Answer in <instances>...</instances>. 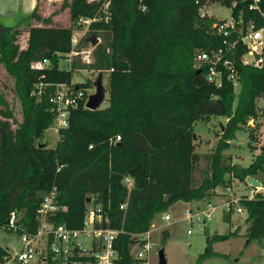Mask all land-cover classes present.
<instances>
[{
  "label": "trees",
  "instance_id": "16d2710c",
  "mask_svg": "<svg viewBox=\"0 0 264 264\" xmlns=\"http://www.w3.org/2000/svg\"><path fill=\"white\" fill-rule=\"evenodd\" d=\"M213 3L231 8L235 16L242 10L247 20L256 15L249 10L251 0H63L61 10L69 9L72 23L64 27L52 25L54 14L41 15L38 0L32 26L0 28V64L14 78L22 114L18 121L0 89V229L14 232L8 225L17 212V234L36 233L41 204L56 188L58 209L48 216L49 223L82 228L89 206L101 208L96 226L119 231L115 264H142L133 248L143 243L139 235L151 230L157 213L180 201L212 197L220 186L264 172V142L250 165L225 155L241 130L250 141H259V124L248 122L264 118L257 105L264 97V68L243 64L242 47L236 60L241 87L236 91L231 81L222 87L210 83L205 69L196 66L198 51L222 45L213 30L217 18L202 12ZM81 18L94 19L88 35L101 38L94 61L75 60L62 68L60 61L74 51L75 29L83 28ZM263 25L258 17L257 26ZM78 68L109 72L110 104L92 110L81 101L71 108L68 126L57 129V144L48 148L40 139L56 121L50 98L59 85L72 84ZM94 85L88 80L75 86L88 90ZM212 117L226 122L213 151L203 155L196 151L195 125ZM203 157L208 166L199 181ZM240 204L247 214V242L264 238V192ZM224 212L230 221L233 210ZM238 232L208 236L200 260L224 255L213 243ZM10 252L0 244V263ZM72 258L76 264L95 261L78 252ZM44 264L62 263L50 254Z\"/></svg>",
  "mask_w": 264,
  "mask_h": 264
},
{
  "label": "built area",
  "instance_id": "2783aa9c",
  "mask_svg": "<svg viewBox=\"0 0 264 264\" xmlns=\"http://www.w3.org/2000/svg\"><path fill=\"white\" fill-rule=\"evenodd\" d=\"M236 3H234V6ZM249 10L255 11V17L249 20L243 15L241 10L238 16L233 13L230 18H217L213 24L214 32L222 37V45L217 48L203 49L198 51L196 55V66L203 67L206 71L207 80L217 87H222L224 82L231 81L236 91L241 87L239 80V71L236 64L237 55L242 50L240 61L245 65H251L257 68H264V25L257 26V18L261 17L264 20V5L263 0H251ZM94 19L81 18L80 23L89 24ZM74 42H77L74 40ZM78 45V44H77ZM76 46V45H75ZM82 50H75L69 54L78 56L82 54ZM86 52V51H85ZM83 57V63L91 64L94 61V52H86ZM42 64H39L40 66ZM72 61L69 67H71ZM68 68V67H66ZM72 84L59 85L55 94L50 98L53 104V109L56 113L57 128L68 126V119L71 108L79 106L81 101L85 102V106L89 100L86 99V88H79ZM257 102L259 113L264 114V97L259 98ZM262 117V116H261ZM260 118V117H259ZM258 119L252 118L248 124L256 126ZM120 137H117V141ZM239 181V180H237ZM131 184V180L127 179ZM244 187L249 189V194L235 196L237 193L232 185L225 186L223 193L228 195L227 199L220 204H213L212 201L207 202L201 207H187L186 218L189 223L198 221L205 223L211 218L213 212L222 207L224 211L234 210L238 214H243L245 209L241 206L240 201L244 198L254 199L258 193L264 192V186L254 187L247 180ZM216 191V190H215ZM57 189L54 188L43 200L39 209V228L36 233H23L19 235V247L11 250L10 254L0 264H44L51 254L53 258L60 260L62 264H76L77 260L73 259L75 253L90 254L95 257L93 264H115L118 257V252L114 247V240L119 231L102 228L96 226V221H101V208L95 210L94 207L88 209L87 216L82 228L71 229L65 225L54 227L48 221V216L54 213L58 206L55 204ZM123 207V206H122ZM166 221H171V214L163 216ZM19 216L17 212L11 214L9 220V228L15 233L18 231ZM150 230L146 234L139 235L143 239V243L135 252V257L142 259V264H149V254L153 252L157 243L152 240ZM191 234L192 231L188 230ZM83 237L90 239V246L87 247L83 243Z\"/></svg>",
  "mask_w": 264,
  "mask_h": 264
},
{
  "label": "rangeland",
  "instance_id": "374dc122",
  "mask_svg": "<svg viewBox=\"0 0 264 264\" xmlns=\"http://www.w3.org/2000/svg\"><path fill=\"white\" fill-rule=\"evenodd\" d=\"M54 7L53 9H55ZM203 13L213 15L216 18H230L232 14L231 8L223 6L219 3H213L207 5L202 10ZM54 23L52 25L57 26H70L72 25L71 20L66 12L59 15L58 18L53 19ZM6 25L18 27L17 23L12 20L6 23ZM32 25V18L29 23H26L22 27ZM79 24L76 25L78 27ZM83 28L75 29L74 31V49L82 50V54L74 56L73 60H69L71 56L68 55L67 58L60 61V66L62 68L69 67L71 61L74 63L75 60L83 63V57H85L86 52H94L95 46L92 45L90 38L92 35H88L89 28L87 24H80ZM89 36L86 40V44L82 45L81 40L83 37ZM28 33H25L20 37V42L22 45L26 44ZM99 38V37H98ZM101 38H99V43ZM78 44V45H77ZM81 44V47L79 45ZM76 45V46H75ZM80 49H79V48ZM86 51V52H85ZM77 64V66L80 65ZM102 74L103 84L106 89V96L100 108H105L109 106V72H101L99 70L91 68H78L74 71L73 82L83 83L88 80L94 82L97 81L99 76ZM14 78L11 77L6 69L0 64V89H2L11 106L14 109V113L18 121L22 119L20 102L16 98L13 92ZM88 97L96 92L95 85L88 90ZM238 93V92H237ZM258 103L261 100L257 101ZM259 126L255 128L257 135H259V141L253 142L249 139V133L247 131L241 130L237 133V138L232 141V147L226 151L225 155H230L232 161L239 163L241 165H250L253 158L260 152V146L264 142V118L260 117L258 120ZM226 122L225 117H212L208 121H199L195 125L196 138V151L202 153L203 155L209 154L213 151L214 147L218 143V135L221 133V125ZM16 127V125L14 126ZM255 127V126H254ZM57 121L54 122L53 126L44 132L43 137L40 141L48 148H54L59 139L57 130ZM245 140V141H243ZM251 145L254 148H251ZM208 161L203 157L201 162L200 170L197 172V179L200 181L203 177V170L207 168ZM258 179L264 185V172H260L257 176ZM232 187L235 190L234 195H246L249 194V189L244 187V183L233 180ZM226 194L223 193V188L220 186L214 191V195L209 198L202 200L193 201L192 203H186L180 201L174 204L167 212L162 211L156 214L151 230V237L154 242L157 243L156 249L149 254V264H160L159 252L164 250L165 258L167 260L166 264H264V238L256 239L251 242H247V223H246V212L243 214H237L234 210L231 215V220L227 221L225 219V212L222 207H218L211 218L205 223L194 221V223H189L186 218V208L197 206H203L208 201H212L213 204H220L227 199ZM92 207V206H89ZM171 214L172 220L166 221L163 216ZM236 229L239 230L237 234H231L228 238L215 241L213 243V249L224 255L222 256H211L201 258L204 253L207 244L208 236L213 237L215 234H225L232 233ZM188 230L192 233L189 234ZM165 232L167 235L165 236ZM83 243L85 246H90V239L83 237ZM0 244L11 250L17 249L20 245L19 235L15 232L0 229ZM138 246H135L133 250L136 252Z\"/></svg>",
  "mask_w": 264,
  "mask_h": 264
},
{
  "label": "crops",
  "instance_id": "0c3cea01",
  "mask_svg": "<svg viewBox=\"0 0 264 264\" xmlns=\"http://www.w3.org/2000/svg\"><path fill=\"white\" fill-rule=\"evenodd\" d=\"M62 1L63 0H40L39 8L41 15L46 17L54 14L53 19H55L58 18L61 13L66 12L70 18L69 9L61 10ZM37 4L38 0H0V28L9 26L6 25V23L11 22L12 20L17 23L18 27L29 23L31 19V13ZM54 7L56 8L53 9ZM33 23L34 22L32 20V25ZM30 26H26L25 28Z\"/></svg>",
  "mask_w": 264,
  "mask_h": 264
},
{
  "label": "water",
  "instance_id": "95a60500",
  "mask_svg": "<svg viewBox=\"0 0 264 264\" xmlns=\"http://www.w3.org/2000/svg\"><path fill=\"white\" fill-rule=\"evenodd\" d=\"M90 40H91L92 45L95 47L99 44V38L96 37L95 35L92 36ZM95 87H96V92L90 95L89 100L87 102V107L92 110L98 109L100 105L102 104V102L104 101L105 96H106V89L103 84L102 74L99 76V78L95 82ZM196 138H197V135L196 133H194V139ZM247 182L250 183L254 187L262 186V182L254 176H249L247 178ZM159 257H160V264H166L167 260L165 258L164 250H160Z\"/></svg>",
  "mask_w": 264,
  "mask_h": 264
}]
</instances>
